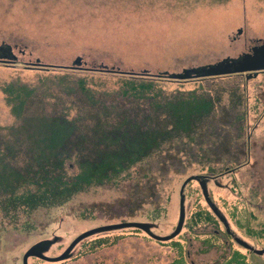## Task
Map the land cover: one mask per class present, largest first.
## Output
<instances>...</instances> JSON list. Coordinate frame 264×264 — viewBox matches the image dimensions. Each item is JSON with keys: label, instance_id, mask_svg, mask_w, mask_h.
Wrapping results in <instances>:
<instances>
[{"label": "rangeland", "instance_id": "1", "mask_svg": "<svg viewBox=\"0 0 264 264\" xmlns=\"http://www.w3.org/2000/svg\"><path fill=\"white\" fill-rule=\"evenodd\" d=\"M257 41H264V0H0V61L10 64L0 62V141L14 148L17 172L25 173L35 147L26 134L11 145L27 124L13 112L24 88L35 91L25 116L66 115L82 131L98 123L107 130L98 117L115 124L136 113L149 123L173 99L213 104L191 137L178 133L116 182L78 194L59 215H37L31 230L14 228L0 213V264H23L32 248L58 258L83 233L110 225L140 222L169 236L181 188L192 177L204 181L218 215L193 179L175 238L156 240L133 227L104 230L61 261L31 257L28 264H264V254L238 243L264 249V72L165 79L239 58ZM141 84L152 89L140 91Z\"/></svg>", "mask_w": 264, "mask_h": 264}, {"label": "trees", "instance_id": "2", "mask_svg": "<svg viewBox=\"0 0 264 264\" xmlns=\"http://www.w3.org/2000/svg\"><path fill=\"white\" fill-rule=\"evenodd\" d=\"M132 88L146 91L152 86L141 84L139 89ZM21 91L13 112L27 124L14 131L17 139L11 145L14 147V142L19 143V134H26L28 139H34L35 147L29 148L27 154H30L31 161L22 174L11 166L14 148L9 142L0 141V213L14 224V228L21 226L18 229L23 232L31 230V223L37 215L49 218L55 210V216L59 215L78 194L94 186L116 182L164 144L170 143L174 136L178 137V133L184 132L191 137L190 132L203 125L213 106L197 97L189 101L173 99L163 103L162 107L167 110L165 115H154L149 123L139 122L136 113L130 117L123 115L115 124L98 117L96 120L109 126L107 130L98 123L95 128L87 127L82 131L76 119H69L66 115L51 116L43 112L37 116L33 113L25 116L31 101L29 98L35 91L27 88ZM31 123L35 125V133L29 130ZM76 144L82 147H76ZM71 164L73 168H70ZM76 165L77 171L71 172V169L76 170ZM154 210L148 212L151 219L159 216V213L150 215ZM209 217L212 216L209 214Z\"/></svg>", "mask_w": 264, "mask_h": 264}, {"label": "water", "instance_id": "3", "mask_svg": "<svg viewBox=\"0 0 264 264\" xmlns=\"http://www.w3.org/2000/svg\"><path fill=\"white\" fill-rule=\"evenodd\" d=\"M264 43V42H263ZM4 64H8L4 61H0ZM229 62V63H228ZM227 64V66H226ZM10 65V64H8ZM37 67V66H35ZM260 71H264V44L262 48L260 49V53L257 57H253L250 53L248 54H243L239 58H227L222 60L221 62L213 65H208L200 68H193L191 70H184L183 73L181 74H169L165 76V79L171 80V81H188V80H194V79H204V78H210V77H218V76H225V75H232V74H248V77L250 78L251 75L254 73L255 76H257V73ZM197 180L201 186L204 198L208 204V206L213 210V212L218 215L217 210L215 206L213 205L212 201L210 200L207 192H206V187L204 184V181H199L200 179L196 177H192L188 179L187 181L184 182L180 195V214H179V221L178 225L176 227V230L169 236L166 237H160L155 234H153L148 225L144 223H138V222H130V223H124V224H117V225H110L106 226L104 228H97L94 230H91L89 232L83 233L80 235L78 238H76L72 244L69 246V248L65 251V253L58 257V258H46L41 254V251L32 248L30 249L24 256L23 258V264H28V259L31 257H36L40 258L43 260L51 261V262H58L63 259H65L68 255V252L83 238L90 236L94 233H98L100 231L104 230H110V229H122V228H138L143 231H145L149 236L153 237L156 240L160 241H168L173 238H175L182 230L183 224H184V219H185V209H184V188L190 182L191 180ZM220 219L224 221L222 217ZM242 246H244L247 249H251L255 254L257 255H263L264 254V249L263 250H258V249H252L246 242L244 241H238Z\"/></svg>", "mask_w": 264, "mask_h": 264}, {"label": "flooded vegetation", "instance_id": "4", "mask_svg": "<svg viewBox=\"0 0 264 264\" xmlns=\"http://www.w3.org/2000/svg\"><path fill=\"white\" fill-rule=\"evenodd\" d=\"M264 41H262V42H260V41H257L256 42V45L254 46V47H252L251 49V52H250V54L254 57H257L258 55H259V53H260V49L262 48V46H263V43ZM246 54H248V53H246ZM219 63V62H218ZM229 63V62H228ZM226 66H227V64H226ZM262 72H264V71H260V72H258L257 73V76L260 74V73H262ZM257 76H255L254 75V73L251 75V77H257ZM248 77V76H247ZM210 78H214V77H210ZM249 78V77H248ZM204 79H206V78H204ZM200 142H202V141H200ZM198 143V142H197ZM231 171V170H230ZM208 178V177H207ZM199 181H202L201 179L199 180ZM205 187H206V185H205ZM250 251H252L251 249H250ZM253 252V251H252Z\"/></svg>", "mask_w": 264, "mask_h": 264}]
</instances>
